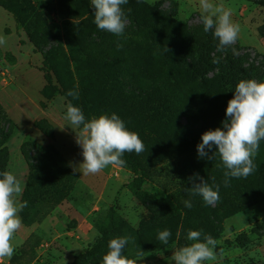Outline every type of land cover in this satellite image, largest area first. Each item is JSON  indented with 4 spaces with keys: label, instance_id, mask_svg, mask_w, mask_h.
<instances>
[{
    "label": "rangeland",
    "instance_id": "374dc122",
    "mask_svg": "<svg viewBox=\"0 0 264 264\" xmlns=\"http://www.w3.org/2000/svg\"><path fill=\"white\" fill-rule=\"evenodd\" d=\"M6 1L11 10L0 5V34L7 38L6 45L0 46V105L13 122L12 134L6 143L9 158L6 171L15 174L25 187L29 168L21 153V145L33 140L55 149L75 175L68 179L63 199L55 200L47 194L31 199L24 211L26 223L21 219L22 226L15 234V254L10 261L5 259L2 264L71 263L75 256L94 248L100 241V230L108 222L110 207L115 208L139 232L133 234L124 226V234L110 238H132L134 242L130 241L125 247L124 255L137 260L136 264H174L170 261L172 253L190 241L186 239L187 234L179 233L175 224L177 219L178 223L182 220V211L167 202L161 193L180 195L185 185L181 174L185 163H189L184 156L190 158L200 177L210 185H220L217 202L207 204L201 196L195 197L192 230L202 231L217 241V260L205 264H264V199L249 204L243 198L244 189L264 185V141H261L254 159L258 166L256 171L247 178H232L230 186L224 187L223 172L226 169L219 157L212 160L198 157L196 146L201 143L202 133L217 127L222 129V121L202 113L204 105L197 82L176 92L178 105L171 121L161 117L156 121L143 120L144 117L136 112L130 119L121 118L124 117V105L116 94L125 89L143 88L148 81L138 75L141 74L137 69L139 65L128 64V69L117 66L108 70L107 76L95 66L101 59L107 61L128 56L122 52L123 47L144 41L146 31L138 27L134 20L136 15L127 8L128 3L122 6L128 21L122 36L105 31L103 37L89 39L86 43L82 41L78 45L73 36L82 29L96 27L92 15L94 9L93 12L89 9L82 12V8L71 0ZM213 2L232 8V20L240 25L239 38L231 46L239 61V81L264 80V5L252 0ZM151 5L164 12L176 10V19L189 23L195 34H201L198 13H202L198 0H185L181 5L174 0H154ZM13 10L21 23L15 21ZM137 13L140 15L143 12L137 9ZM145 19L148 28L156 25L153 13L147 14ZM27 25L32 29L31 33L23 27ZM30 35L42 41L44 50L60 47L71 60L75 57L81 64L75 69L71 65L76 78L101 74L95 79L98 86L95 85L108 94L109 99L106 105L95 110L93 117L116 113L130 131L139 135L144 150L157 152L150 158L151 180L136 186L132 183L130 170L118 165H110L89 175H83L78 170L83 160L82 149L76 143L78 129L64 119L67 102L58 93L57 82L48 67L44 71L50 74V90L55 95L52 100L42 96L41 89L45 84L44 72L39 68L42 56L30 42ZM67 44L73 48H68ZM150 47L156 56L155 48ZM38 120L51 125L53 137L45 136L35 127ZM205 151L211 155L216 151L215 145ZM28 154L34 158L37 151L28 147ZM165 229L170 230L172 235L169 243L162 245L157 234ZM107 251L100 248L87 264H101Z\"/></svg>",
    "mask_w": 264,
    "mask_h": 264
},
{
    "label": "trees",
    "instance_id": "16d2710c",
    "mask_svg": "<svg viewBox=\"0 0 264 264\" xmlns=\"http://www.w3.org/2000/svg\"><path fill=\"white\" fill-rule=\"evenodd\" d=\"M71 1L76 2L82 8V12H86L88 9L93 12L90 0ZM252 1L264 5V0ZM170 3L173 4V1ZM0 5L11 10L6 0H0ZM127 8L130 9V13L136 15L134 20L138 27L146 31L144 41L141 43L132 42V44L123 47L122 52L127 53L128 56L107 61L101 59L95 66L102 75L107 76L109 75L108 70H113L117 66L128 69V64L139 65L137 69L141 71V74H137L148 81L143 88L125 89L120 91V94H116V97L124 105V117L121 116V118L130 119L136 112L144 117L143 120L154 119L156 121L158 117H161L171 121L173 120L172 114L178 105L175 100L176 92L197 82L201 89V101L204 105L202 113L212 119L225 120L224 107H227L228 100L233 97L235 85L239 82V61L236 54L233 53L232 47L228 48L226 52H217L218 41L213 37L211 31L204 32L203 25L199 23L202 32L195 34L189 23L181 22L175 18L176 10L164 12L149 3H137V0H128ZM137 9L143 13L139 15ZM22 10H26L24 6H22ZM12 12L15 21L21 23L15 11ZM149 13H153V19L156 22L152 29L147 27L145 19ZM200 16L201 14L198 13L199 18ZM80 23L81 21L77 24L80 25ZM23 27L31 33L32 29L28 25ZM104 33L105 31H101L97 27L89 28V30L82 29L73 36V40L77 41L79 45L82 41L86 43L89 39L101 38ZM29 40L42 56V64L39 68L44 72L45 84L41 89V94L45 99L52 100L55 95L50 90V74L44 71V68L48 67L57 82L58 93L64 96L67 103L70 101L74 106L79 107L86 119L93 117L95 110L101 105H106L109 95L102 92L95 82V79L101 77V74L89 75L81 79L76 78L77 74L72 71L71 65L75 69L81 64L77 63L75 57L71 60L70 56L64 54L60 47L44 50L42 41H37L33 35L29 36ZM151 45L155 48L156 56L152 52ZM67 47L73 48L70 44H67ZM213 58L218 59L219 63H212ZM114 73L116 74V72ZM69 90L77 91L79 98L73 99L67 96ZM35 127L45 136L53 137L52 127L48 122L38 120L35 122ZM12 130L13 122L0 105V172L6 171L9 159L6 143ZM28 147L36 149L37 154L34 158H30ZM181 151L185 152L184 149ZM21 153L29 168V173L20 201H26L28 205L34 196L42 198L46 194L55 200L63 199L66 195L64 191L67 190V181L75 175L66 161L52 147L44 146L33 140L26 141L21 145ZM156 153L144 150L139 155L134 152L124 154L123 159L126 161L124 166L133 174L132 183L134 185H141L151 180L153 171L150 158ZM184 158L189 163H185L181 174L185 185L181 189L180 195L165 191L161 193L167 202L182 211V220L180 223H178V219L175 222L180 234H187L194 228L196 195H191L187 189L192 186L193 182H199L198 179L190 181L189 177L197 174L200 176L195 167L191 165L190 158L188 156H184ZM243 198L249 204L263 200L264 185L244 189ZM185 200L192 202L191 209L185 207ZM25 208L19 213L24 223H26ZM107 216L108 222L100 230V241L96 242L94 248L75 256L69 264H87L100 248H104L106 251L105 246L113 235L125 233L124 226L133 234H139L120 216L115 208L110 207Z\"/></svg>",
    "mask_w": 264,
    "mask_h": 264
},
{
    "label": "clouds",
    "instance_id": "9594fccd",
    "mask_svg": "<svg viewBox=\"0 0 264 264\" xmlns=\"http://www.w3.org/2000/svg\"><path fill=\"white\" fill-rule=\"evenodd\" d=\"M128 0H90L93 7V23L101 31H107L117 37L124 34L127 16L123 5ZM137 3H154V0H137ZM201 10L199 18L204 32L212 33L218 41L217 52H226L239 38L240 25L233 22V10L222 3L213 0H198ZM130 11V9H129ZM7 43V38L0 34V46ZM120 47V45H118ZM235 53V49H232ZM212 63H219L213 58ZM233 97L228 100L225 109L226 119L221 122L222 129L207 130L201 135V143L197 147L199 158L210 160L219 157L223 172L224 187H229L232 178H247L257 169L254 159L257 156L261 141H264V80H240L235 85ZM67 96L79 98V93L69 90ZM64 119L78 129L76 143L82 149L83 160L78 170L83 175L95 174L110 165L124 166L125 153L141 154L144 143L139 135L130 131L124 121L116 114H101L98 117L86 119L82 110L70 101L66 104ZM215 145L216 151L209 155L205 149L211 150ZM192 183L187 190L191 195H199L207 204L219 200V184H209L203 177H189ZM214 180V178H213ZM24 185L11 171L0 172V264L11 260L16 251L13 243L16 232L21 228L22 221L19 213L27 207L26 201H20ZM186 208H192V202L185 200ZM171 232L168 229L159 231L157 239L162 245L169 243ZM203 237V239H201ZM186 239L189 244L176 249L170 261L174 264H205L216 261L215 251L217 241L202 231L189 230ZM132 241L124 236L108 241V251L103 254L101 264H136L137 260L124 255V249ZM134 242V241H132Z\"/></svg>",
    "mask_w": 264,
    "mask_h": 264
},
{
    "label": "crops",
    "instance_id": "0c3cea01",
    "mask_svg": "<svg viewBox=\"0 0 264 264\" xmlns=\"http://www.w3.org/2000/svg\"><path fill=\"white\" fill-rule=\"evenodd\" d=\"M174 1H176V2H178V4L179 5H181V4H184L185 3V0H174ZM214 1V0H213ZM190 4V3H189ZM27 43V42H26ZM30 48H32V46H30ZM15 63V62H14ZM13 63V64H14ZM11 66V65H10ZM44 85V84H43Z\"/></svg>",
    "mask_w": 264,
    "mask_h": 264
}]
</instances>
